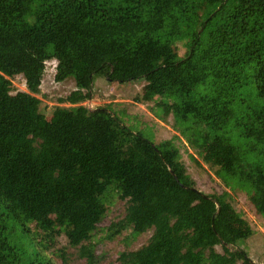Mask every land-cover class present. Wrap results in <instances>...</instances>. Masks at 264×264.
I'll return each instance as SVG.
<instances>
[{
	"label": "trees",
	"instance_id": "1",
	"mask_svg": "<svg viewBox=\"0 0 264 264\" xmlns=\"http://www.w3.org/2000/svg\"><path fill=\"white\" fill-rule=\"evenodd\" d=\"M51 61L55 80L77 87L60 99L76 108L53 122L38 97ZM19 75L28 92L13 94ZM98 77L147 82L134 101L160 97L196 167L253 191L264 220V0H0V264H53L42 251L61 238L92 258L116 198L125 216L106 239L153 232L119 264H257L254 229L221 182L201 190L174 140L135 133L109 105L81 106Z\"/></svg>",
	"mask_w": 264,
	"mask_h": 264
},
{
	"label": "rangeland",
	"instance_id": "2",
	"mask_svg": "<svg viewBox=\"0 0 264 264\" xmlns=\"http://www.w3.org/2000/svg\"><path fill=\"white\" fill-rule=\"evenodd\" d=\"M198 14L202 15L204 9L200 8ZM187 40L184 39L174 46V49L180 58H183L187 51ZM57 62L51 61L47 63V71L44 76L42 84V94L38 97L43 101V114L48 121H54V113L58 108H76L69 103H61L60 99L69 96L74 92L77 87L73 79L57 82L56 76ZM127 78V76L125 75ZM126 78H119L115 83L101 84L102 77H98L94 88V98L82 103L81 106L87 107L90 110H95L99 107L108 106V109L118 116L123 124L127 125L135 133H142L145 137L155 141L159 144L166 140H174V146L180 151L182 159L185 160L187 165H190V171L194 179L198 182V187L205 191L211 192L213 189H220L217 182L221 184L230 192L234 198V205L239 212H243L245 218L249 221L254 229V235L247 241L249 257L257 264H264V220L259 218L256 214V208L251 198L254 196L253 191L238 188L237 190H230L226 187L223 180L216 178L213 171H210L212 178L207 174L202 173L191 160L190 155L195 154V150L189 143L186 142L184 132L177 131L174 128L176 121L173 115L168 117L167 121H163L161 116L164 109L161 110L156 105L159 102L158 96H145L148 97L147 103H136L134 97L137 93L146 95L149 90L148 83L141 82H128ZM104 81V80H103ZM13 94L23 91L28 92L26 80L23 75H19L12 80ZM78 106V105H77ZM195 122V121H194ZM199 132L197 127L190 126L186 133ZM185 146H183V145ZM189 147V148H188ZM202 161V160H200ZM204 167L209 170L210 165L203 162ZM213 181H212V180ZM254 185L262 187L258 183L263 179L259 175L252 174L249 177ZM217 182H216V181ZM127 202L125 200L116 198L115 203L110 207V213L100 226V232L96 234L95 239L92 241L94 246V256L88 258L81 251V246L72 247L66 246L65 238L59 239L53 247L43 250V256L51 259L53 264H119L118 258L123 251H135L142 246L148 244L152 238V230L144 234H134L133 228L123 230L120 235L113 239H106L109 234V228L116 225L124 219ZM256 214V215H255ZM219 253H224L221 246L216 247ZM240 264V263H239Z\"/></svg>",
	"mask_w": 264,
	"mask_h": 264
},
{
	"label": "crops",
	"instance_id": "3",
	"mask_svg": "<svg viewBox=\"0 0 264 264\" xmlns=\"http://www.w3.org/2000/svg\"><path fill=\"white\" fill-rule=\"evenodd\" d=\"M99 80L102 81L101 84H106V83H107L106 80H104V79H99ZM103 80H104V81H103Z\"/></svg>",
	"mask_w": 264,
	"mask_h": 264
},
{
	"label": "clouds",
	"instance_id": "4",
	"mask_svg": "<svg viewBox=\"0 0 264 264\" xmlns=\"http://www.w3.org/2000/svg\"><path fill=\"white\" fill-rule=\"evenodd\" d=\"M77 90V89H76Z\"/></svg>",
	"mask_w": 264,
	"mask_h": 264
}]
</instances>
